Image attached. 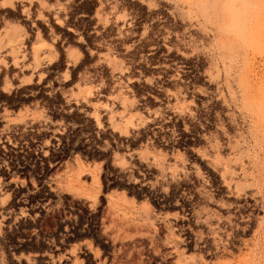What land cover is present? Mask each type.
<instances>
[{
	"label": "rangeland",
	"instance_id": "rangeland-1",
	"mask_svg": "<svg viewBox=\"0 0 264 264\" xmlns=\"http://www.w3.org/2000/svg\"><path fill=\"white\" fill-rule=\"evenodd\" d=\"M0 264H264V0H0Z\"/></svg>",
	"mask_w": 264,
	"mask_h": 264
}]
</instances>
